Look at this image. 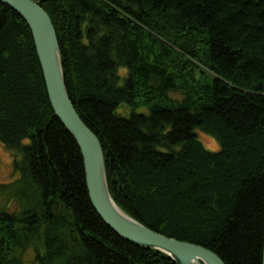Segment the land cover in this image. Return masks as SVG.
Here are the masks:
<instances>
[{"label": "trees", "instance_id": "trees-1", "mask_svg": "<svg viewBox=\"0 0 264 264\" xmlns=\"http://www.w3.org/2000/svg\"><path fill=\"white\" fill-rule=\"evenodd\" d=\"M38 1L117 205L225 264H262L264 0ZM198 130L219 150H207ZM0 143L20 174L0 184V264H176L121 239L97 214L31 29L1 3Z\"/></svg>", "mask_w": 264, "mask_h": 264}, {"label": "water", "instance_id": "water-1", "mask_svg": "<svg viewBox=\"0 0 264 264\" xmlns=\"http://www.w3.org/2000/svg\"><path fill=\"white\" fill-rule=\"evenodd\" d=\"M0 3L18 13L31 29L51 106L55 116L81 149L89 199L102 221L121 239L148 250L162 252L176 264H225L216 253L202 246L154 232L117 205L110 193L101 143L84 123L70 99L61 48L51 17L38 0H0Z\"/></svg>", "mask_w": 264, "mask_h": 264}, {"label": "rangeland", "instance_id": "rangeland-1", "mask_svg": "<svg viewBox=\"0 0 264 264\" xmlns=\"http://www.w3.org/2000/svg\"><path fill=\"white\" fill-rule=\"evenodd\" d=\"M142 111L148 112V109L141 108L139 112ZM123 112L129 114L130 110L126 111L125 108L120 107V111H118V113L123 114ZM196 133L199 140L203 143L207 150H219V144L213 136L200 130L196 131ZM19 177L20 174L14 168V152L0 143V184H9L17 180ZM33 256L34 255L32 252H28L25 256V259L31 261L33 260Z\"/></svg>", "mask_w": 264, "mask_h": 264}]
</instances>
